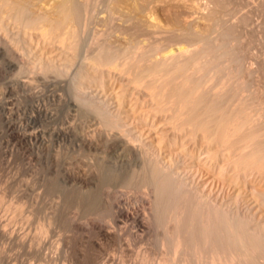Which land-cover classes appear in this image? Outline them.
<instances>
[{
    "label": "rangeland",
    "instance_id": "rangeland-1",
    "mask_svg": "<svg viewBox=\"0 0 264 264\" xmlns=\"http://www.w3.org/2000/svg\"><path fill=\"white\" fill-rule=\"evenodd\" d=\"M79 1L77 24L55 31L43 21L27 26L29 17L18 24L0 7V264H158L172 260L173 252L175 264H212L214 258L216 264H264L263 254L243 256L224 247L217 222L213 241L203 247L197 239L200 255L185 240L175 249L174 238H185L192 218L186 196L203 211L195 218L224 213L246 219L248 232H258L263 243L264 205L251 192L263 191L264 174L254 172L245 187L232 171L222 174L225 157L210 158L202 134L191 123L181 129L174 118L182 103L168 96L182 77L167 78L175 62L198 61L185 85H200L199 112L216 104L233 117L240 114L246 122L242 136L257 133L256 142L263 143L264 0ZM140 1L142 15L115 11ZM54 2L37 0L33 7L40 11ZM146 14L172 32L147 29L141 19ZM42 30L51 32L43 36ZM182 46L187 55L166 60ZM105 53L112 54L115 67L97 69L94 62ZM144 62L160 69L157 80L145 77L142 85L137 72L146 70ZM153 85L166 92L160 105L151 96ZM120 136L141 154L125 148ZM213 148L222 151L215 142ZM155 165L182 186L179 208L164 219L157 208Z\"/></svg>",
    "mask_w": 264,
    "mask_h": 264
},
{
    "label": "bare ground",
    "instance_id": "bare-ground-1",
    "mask_svg": "<svg viewBox=\"0 0 264 264\" xmlns=\"http://www.w3.org/2000/svg\"><path fill=\"white\" fill-rule=\"evenodd\" d=\"M36 1L37 0H35V1L34 0H0V7L5 12L9 13L15 19V21L18 22V24L20 22L22 24V22L26 18L29 17V21H27V26L31 27V26L35 25L38 21H43V22L49 24L51 30L53 29L54 31H55V29L58 30V29L66 26V25L77 24L78 20L80 19L81 8H82V4H83V3L81 4V1L78 2V0H55L53 6L51 8L49 7L51 5L47 6L46 4H44L45 6L40 8V11H35L33 6L35 5L34 2H36ZM84 5H85V2H84ZM125 7L126 8H124V7L116 8L115 11H117V13H119V15L122 16V17H126V16L127 17H131V16H135V15L138 16V15H142L143 8H144V3H143V1L142 2L141 1L140 2H135L134 4H131L129 6L127 5ZM37 8H38V6H37ZM141 19L144 20L142 22H143V25L146 24L147 29L148 28L149 29L152 28V29H158V31L160 30L162 32H164V31L165 32L166 31L167 32L168 31L172 32L171 28H169V27L165 26L164 24H162L161 22H159L152 14H146ZM26 20H28V19H26ZM24 23L25 22H23V24ZM172 26L174 27V25H172ZM177 27H179V26H177ZM62 29H64V28H62ZM72 29L73 30H71V31L74 34H76L75 28L73 27ZM76 29L78 30V28H76ZM69 31H70V29H69ZM49 32H51V31L50 30H42L41 34L44 36V35L50 34ZM58 33H59V31H58ZM74 34L72 36H74L75 38H76V36L78 37V35L75 36ZM143 47H145V46L143 45ZM137 49H140L139 46H138ZM135 52H137V51H135ZM135 52H132V53L135 54ZM138 52H141V50L138 51ZM150 52H151V50H150ZM188 52H189L188 48L182 46V47H179L177 51L168 52L165 55L167 59L164 58V57H163V59L176 61L178 59V57H182L183 55H187ZM142 53H143V51L141 52V54ZM128 55H130V54H128ZM136 56H135V58L138 59V57H136ZM143 56H145L144 53H143ZM151 57L149 56V59ZM141 58L144 60L143 57H141ZM141 58L138 59V60H140V63L142 61ZM112 60H113L112 54H109V53L100 54L98 56L97 61L94 62V66L97 69H99L103 65H109V67L113 68L115 66H114ZM138 60H137V62H138ZM147 60L148 59H146V62H147ZM134 61L136 63V60H134ZM121 62L124 63L123 60H121ZM129 62H131V61H129ZM161 62H159V63L157 62L158 63L157 66ZM171 62H168V63H171ZM144 63H142V64H144ZM164 63L166 64L165 61H163V64L161 63L162 65H160V67H161L162 70H160V71L158 70V72L155 71V70H156V68L160 69V67H156V65H155V67H156L155 70L154 69L152 70L153 67L151 68V64L149 66L148 64L145 63L144 67L146 68V70L143 69V66L141 65L142 66L141 72L139 71L140 73H138L136 71L137 72V76L140 74L139 78L136 77L135 75L134 76L136 78H138V82L139 83L142 82V79H144L145 77H149V76H152L153 79H156L158 77V74L161 73L162 71H164L163 70L164 67L162 68V66L166 67V65H164ZM138 64H139V62H138ZM175 64H176L175 72H174V70L173 71L171 70L173 72V75H172V73L169 72L170 69L168 70V74L170 73L169 74L170 76L167 75L168 79L170 77V79H169L170 81H172L171 79H173L175 77V75L176 76L179 75V76L182 77V81L179 83L180 87L176 88L175 90H173L171 92V94L168 96L169 98L177 97L179 99V101L182 103V105H179V108L175 111L174 118H177L179 120V122H180L179 126H180L181 129L185 128L186 124H189V123L193 124L192 127L194 128L193 129L195 131L194 133L196 134L197 132H200L202 134V137L209 143L210 150H208V153H209L210 158L217 159L221 155H223L225 157L226 163L223 166H221V168H220L222 174H225V172H229V170H230V171H232V173H231V176L233 175L232 178L233 179L235 178L234 181L240 180V182L243 183L244 187L248 186L250 175H252L254 172H258V173L264 174V144H263L264 142L263 143L256 142L257 133H252L249 136H242L243 127L246 125L245 124L246 122L243 123L241 121L242 117H241L240 114H238L235 117H233L231 114L227 113V111H224L223 109H218L216 104L207 105V106H205L203 108L202 112H199V102L197 101V95L200 92V88H201L200 85L196 84V85L190 86L188 89L186 88V85H185L187 83V79H188L189 75L192 72L198 71V69H199L198 61L190 60L189 62H187L185 64H182V63H179V62H175ZM147 65H148V67H147ZM137 66H136V68H137ZM116 68H117V66H116ZM126 68H128V66ZM132 68H133V71H134L135 67H132ZM132 68L129 67L128 71L130 69H132ZM136 68H135V70H136ZM152 71L154 73H152ZM190 71H192V72L189 73ZM229 71H231V70L229 69ZM155 72H157L158 74L155 73ZM166 72H167V68H166ZM225 72H226V70H225ZM123 74H124V71H123ZM132 74H134V73H132ZM165 76H166V74H165ZM238 76L239 75H237V77ZM167 78L164 77V79H167ZM83 80H84V78H83ZM231 80H232V78H231ZM166 81L167 80H165V82H164L165 84L168 82V81L167 82ZM79 82H81V80ZM82 83H84V82H82ZM164 83H162V84H164ZM230 83H232V82H230ZM225 86H226V84H225ZM146 88H148V87H146ZM150 93H151V96L153 97V99L155 98L158 101L159 105L161 104V102H163L167 98L166 92L165 91H159L158 87H156V86H154L151 89ZM234 93H236V91H234ZM78 100L79 101H83L79 97H78ZM169 100H171V99H169ZM154 102H155V100H154ZM171 102H174V101L171 100ZM85 104L89 108L92 107L91 104H87V103H85ZM189 131L192 132L191 130H189ZM193 135L194 134H192V136ZM118 139H119V141L122 143V145L125 148L129 149L130 151H132L136 156L141 154V150H140L139 147L134 146L133 144H131L129 141L125 140L121 136L118 137ZM263 141H264V138H263ZM212 142H215L217 144V147L218 146L222 147V151H218L217 149L215 150L214 148L213 149L215 151H211ZM249 148L251 150L249 152H245V150L249 149ZM148 159H151V158H148ZM151 160H150V162H151ZM156 161L157 160H155L154 162H156ZM157 163L158 162H156L155 164H157ZM220 170L218 169V171H220ZM149 173H150V171H149ZM171 175L172 174L167 175L166 173H164L158 167V165L153 166L152 178H153V180H155V183H156V184H154L156 186L155 187L156 188L155 192H157V195H158V203H157L158 207L157 208H158L159 212H163V219H164V214L167 215L168 211H176L179 208V205L181 204L180 201H179L180 200L179 194H180V192H182L181 191L182 190V186H181V184L176 183L170 177ZM231 176H230V178H231ZM221 177H222V175H221ZM226 177H228V175ZM263 177H264V175H263ZM151 183H153V182H151ZM251 184H253V183H251ZM233 187H234V185H233ZM238 192H240V191H238ZM251 193H253L254 197L258 196L260 198V201L264 205V189H263V191H260V190L256 189L255 187H253ZM187 197L189 198V196H186L185 198H183L184 201H185V202L184 201L183 202L186 203L185 208L188 209V211H190L192 213V218H189L188 220H186L187 229L185 230L186 231L185 238L183 237V239H182L180 236H177L176 238H174L175 244H174V241L171 242L172 245L173 244L175 245V249L179 248L180 245L183 243V240H185L186 243H189V245H193L194 246V248H195L194 254H197L199 252L198 254L200 255L201 251H199V250H201L200 248L202 246L200 245L201 247L200 246L198 247L197 243L199 244V242H196L197 239H199V238L202 239L203 247L205 245L207 246L209 241H213V240H210L212 238L213 234H214V232H213V229H214L213 228V224L217 222V224L219 223L220 228L222 230L221 231V235H219L218 238L222 237V239H224V241H226V245H224V247L227 246L229 248H231V247L234 248L238 255H243L244 256L245 254H248V253H250L249 257L251 256V253H253L252 255H254L256 253L255 255H257L259 257H262V256H260L261 254L264 255V242L262 243L261 239L259 240L258 232H253V233H249L248 232L247 226H249V225H247L246 219L244 221H241V220H238L237 218L230 217V216H228V215H226L224 213H220V214L216 213L214 218H211V219L210 218L209 219H197V218H195V216L196 215L198 216L199 214H202L203 211H202L201 207L198 204L197 205L194 204L193 202H191L192 199H187ZM195 201H197V200H195ZM177 202H179L180 204L178 205ZM209 209H210V206H209ZM235 214H237V212ZM125 215L129 216L128 213L125 214ZM134 219L136 221H139L137 217H134ZM178 219H179V217H178ZM177 221H178V224H179L180 220H177ZM248 221H249V219H248ZM165 222H166V220H165ZM165 226H166V224H165ZM41 229L43 230V228H41ZM42 230H40V231H42ZM43 231L45 232V229ZM42 236H43V234H42ZM261 237H262V235H261ZM171 239H170V241H171ZM214 241H217V240H214ZM165 243H166V240H165ZM193 246H192V248H193ZM210 247L213 248L214 246H210ZM209 248L206 247L205 251L209 250V252H210V250H212V249L211 248L209 249ZM214 249H215V247H214ZM168 251H169V249H168ZM173 251H174V249L172 247V252ZM165 253H166V251H165ZM173 253L175 254L176 252H173ZM174 254H173V256H175ZM176 255H177V253H176ZM182 255L185 256L186 254L182 253ZM173 256L171 257L172 260L163 259V261H160L158 264H175L173 262H176V261H173V259H175L178 255L175 258ZM253 258L251 257L252 260H253ZM234 260H235V258H234ZM181 261L183 262L184 260H181ZM181 261H179V262H181ZM216 261H217V259L214 258L212 260V264H216ZM254 263L256 264L257 261L256 262L254 261ZM252 264H253V262H252ZM259 264H261V263H259Z\"/></svg>",
    "mask_w": 264,
    "mask_h": 264
}]
</instances>
